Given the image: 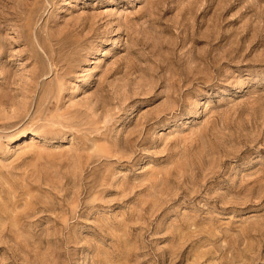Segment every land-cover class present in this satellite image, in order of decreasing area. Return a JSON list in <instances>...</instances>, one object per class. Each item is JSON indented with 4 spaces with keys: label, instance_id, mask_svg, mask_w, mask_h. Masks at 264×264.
Listing matches in <instances>:
<instances>
[{
    "label": "rangeland",
    "instance_id": "rangeland-1",
    "mask_svg": "<svg viewBox=\"0 0 264 264\" xmlns=\"http://www.w3.org/2000/svg\"><path fill=\"white\" fill-rule=\"evenodd\" d=\"M0 264H264V0H0Z\"/></svg>",
    "mask_w": 264,
    "mask_h": 264
}]
</instances>
